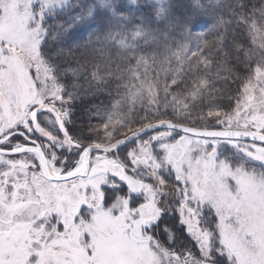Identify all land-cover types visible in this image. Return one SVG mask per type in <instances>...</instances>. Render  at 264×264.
<instances>
[{"label": "snow or ice", "instance_id": "6c2138e0", "mask_svg": "<svg viewBox=\"0 0 264 264\" xmlns=\"http://www.w3.org/2000/svg\"><path fill=\"white\" fill-rule=\"evenodd\" d=\"M0 264H264V0H0Z\"/></svg>", "mask_w": 264, "mask_h": 264}, {"label": "trees", "instance_id": "16d2710c", "mask_svg": "<svg viewBox=\"0 0 264 264\" xmlns=\"http://www.w3.org/2000/svg\"><path fill=\"white\" fill-rule=\"evenodd\" d=\"M146 11V10H144ZM204 31H207V29H204ZM89 38V33L87 31H81L78 33L76 39L78 42L80 43H85ZM94 39V38H93ZM66 54L69 56V58L71 60H76L80 57V51L73 48L71 53H67ZM72 67H76L75 64L72 65ZM69 77H71V72H69ZM77 83L81 86V88L79 89L81 91V93H83L84 91H88L89 95L85 96V98L83 99V102H77L76 107L74 109L75 111V118L83 123V124H87V122L89 121L90 117H89V109L90 108H95L97 105L100 104L101 101H103L105 104L108 103L107 98L108 96L106 94H102L99 96H94L91 94V90L89 88V82L87 80L84 79H80L79 81H77ZM223 82L221 81V84ZM234 88V86H233ZM113 95H115V93H113ZM220 94L217 93V96H219ZM217 103H219L220 101L217 100L215 101ZM224 103H227V101H224ZM95 121H93L94 123Z\"/></svg>", "mask_w": 264, "mask_h": 264}, {"label": "rangeland", "instance_id": "374dc122", "mask_svg": "<svg viewBox=\"0 0 264 264\" xmlns=\"http://www.w3.org/2000/svg\"><path fill=\"white\" fill-rule=\"evenodd\" d=\"M73 2H75V0H73ZM148 2H153V0H148ZM165 2H166V0H165ZM138 3L143 5L145 3V0H138ZM107 101H109V97L107 98ZM87 114H89V113H87Z\"/></svg>", "mask_w": 264, "mask_h": 264}]
</instances>
